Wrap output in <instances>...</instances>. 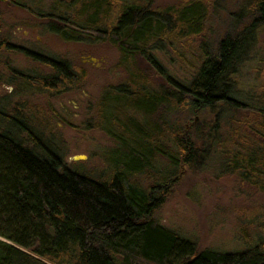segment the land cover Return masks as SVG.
<instances>
[{"label":"trees","instance_id":"1","mask_svg":"<svg viewBox=\"0 0 264 264\" xmlns=\"http://www.w3.org/2000/svg\"><path fill=\"white\" fill-rule=\"evenodd\" d=\"M226 1L52 0L45 11L0 0V15L4 6L20 8L64 42L113 45L131 70L100 101L101 125L114 142L101 171L69 168L25 116L0 123V264H264V237H247L238 251L202 249L155 219L184 172L203 171L214 157L225 174L264 193V0ZM174 43L196 46L187 84L154 54ZM14 51L49 70L31 76L10 67L27 89L58 96L85 76L67 60L0 41V56ZM125 110L142 121L116 123Z\"/></svg>","mask_w":264,"mask_h":264},{"label":"rangeland","instance_id":"2","mask_svg":"<svg viewBox=\"0 0 264 264\" xmlns=\"http://www.w3.org/2000/svg\"><path fill=\"white\" fill-rule=\"evenodd\" d=\"M35 9L48 10L52 0H20ZM158 6L171 5L176 0H156ZM231 7L235 0H227ZM0 15V41L61 60L69 61L85 76L75 90L58 96L27 89L20 78L11 71L25 75L48 74L45 66L28 59L22 52L0 56V123L18 114L28 118L29 128L42 140L58 148L65 164L79 172L105 169V159L114 142L101 125L100 104L104 92L124 85L131 70L120 66V53L109 43L75 44L62 41L44 29L41 22L29 12L14 7H3ZM157 59L180 82L187 84L198 63L196 46L182 48L167 44L164 50L155 51ZM6 64V66H5ZM155 85L162 83L150 68L140 63ZM243 77V89L251 86L253 73ZM245 98H246V94ZM113 106V105H111ZM113 109L109 108L111 112ZM18 113V114H17ZM117 114L116 123H137L142 118L132 110ZM190 119V118H189ZM201 119L190 120L198 125ZM25 138H28L23 133ZM30 143V142H29ZM30 147H33L30 143ZM84 156V160H75ZM222 158H211L205 170L184 172L176 193L157 213L155 219L167 228L196 241L202 249L238 251L244 249L248 237L255 242L264 237L259 229V212H264V193L242 184L234 176L225 174Z\"/></svg>","mask_w":264,"mask_h":264},{"label":"water","instance_id":"3","mask_svg":"<svg viewBox=\"0 0 264 264\" xmlns=\"http://www.w3.org/2000/svg\"><path fill=\"white\" fill-rule=\"evenodd\" d=\"M85 157L84 156H79V157H76L75 160H84Z\"/></svg>","mask_w":264,"mask_h":264}]
</instances>
